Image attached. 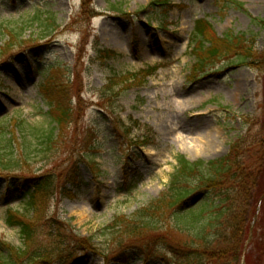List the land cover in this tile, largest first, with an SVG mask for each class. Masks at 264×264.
Returning <instances> with one entry per match:
<instances>
[{
  "label": "rangeland",
  "instance_id": "1",
  "mask_svg": "<svg viewBox=\"0 0 264 264\" xmlns=\"http://www.w3.org/2000/svg\"><path fill=\"white\" fill-rule=\"evenodd\" d=\"M150 1L0 0V49L8 42V28H23L19 40L25 41L0 57V126L18 119L47 128L45 91H53L56 99L67 95L74 109L73 123L49 154L40 156V146L34 148L26 163L7 173L20 178V171L33 177L51 173L72 196H55L44 206L46 218L35 242L47 257L35 264H184L163 246L152 249L151 256V251L124 249L120 239L101 230L158 198L177 156L189 162L219 159L237 138L247 146L264 134V31L253 23L264 20V0H234L240 9L223 0H170L165 7H148ZM51 17L60 28L41 38ZM201 18L219 38L227 33L255 36L262 67L215 60L193 75L189 38ZM104 51L119 57L100 61L96 56ZM152 66L158 70L141 86L119 89L114 99L103 90L113 74ZM132 122L139 128L126 134ZM147 128L152 141L134 146L148 136ZM179 139L196 141L205 152L189 159L178 150ZM12 184L6 178L0 183V246L19 248V229L7 223L9 210L23 208ZM33 218L30 214L27 220ZM130 239L121 238L139 247ZM2 255L6 252L0 248ZM250 258V264L257 261L255 254Z\"/></svg>",
  "mask_w": 264,
  "mask_h": 264
},
{
  "label": "trees",
  "instance_id": "2",
  "mask_svg": "<svg viewBox=\"0 0 264 264\" xmlns=\"http://www.w3.org/2000/svg\"><path fill=\"white\" fill-rule=\"evenodd\" d=\"M223 1L239 9L242 7L234 0ZM169 3L170 0H151L148 7H165ZM46 21L50 24L43 30L41 38L60 28L54 17ZM34 22H38V19ZM253 23L264 31V20L253 19ZM8 29V42L0 49V57L7 50L20 47L25 42L19 40L23 37V28ZM254 37L227 33L219 38L206 18L197 19L189 38V48L195 58L192 74L197 71L203 73L215 60L234 59L243 64L252 63L262 67L263 60L256 53ZM104 53V56L97 55L96 58L107 61L119 57L112 51ZM157 70L158 67L152 66L136 73L113 74L103 90L114 99L119 89L141 86ZM52 92L45 91L44 94L48 104L47 128L18 119L13 120L12 125L0 126V183L4 178L12 179L16 195L23 202L21 212L9 210L7 213L8 225L19 229L22 246L15 248L2 244L0 248L6 252L0 257L3 264H35L44 261L47 251L39 248L35 242L39 223L46 218L44 206L55 196L72 198L70 191L51 173L33 177L29 171H20L23 174L21 178L13 174L8 176L12 170L20 167V162L26 163L35 154L34 148L40 146V156L49 154L66 128L73 123L74 109L67 95L56 99L52 97ZM136 127L139 128V125L132 122L124 130L128 134L130 129ZM146 131L148 136L136 140L134 146H148L153 133L149 128ZM175 160L176 169L158 198L137 208L130 215L115 217L102 228L101 233L112 239H120L119 244L124 249L137 250L141 254L151 251L149 256L155 252L152 249L163 246L172 255L181 257L184 264H240L242 258L246 261L247 257V264H250L253 254L257 257L254 264H264L263 131L247 146L243 138H237L230 145L228 153L219 159L189 162L177 156ZM67 181L66 184L71 183ZM3 189L6 194L10 191L8 186ZM30 214L34 218L27 220ZM255 217L252 240L248 246L252 250L247 254L245 242ZM123 237L134 239L139 247L132 242L125 245L121 240ZM260 238L261 243H258Z\"/></svg>",
  "mask_w": 264,
  "mask_h": 264
},
{
  "label": "bare ground",
  "instance_id": "3",
  "mask_svg": "<svg viewBox=\"0 0 264 264\" xmlns=\"http://www.w3.org/2000/svg\"><path fill=\"white\" fill-rule=\"evenodd\" d=\"M115 48L119 49L117 45H115ZM150 124L152 125L155 131L158 130V128L155 126V123H150ZM205 149L206 147H204L200 143H197L196 141H186L184 139H179L178 142V150L182 154H185L189 159L202 155L203 152H205Z\"/></svg>",
  "mask_w": 264,
  "mask_h": 264
},
{
  "label": "water",
  "instance_id": "4",
  "mask_svg": "<svg viewBox=\"0 0 264 264\" xmlns=\"http://www.w3.org/2000/svg\"><path fill=\"white\" fill-rule=\"evenodd\" d=\"M255 220H256V218H254V222H255ZM254 222H253V224H252V227H253V225H254ZM250 239V238H249Z\"/></svg>",
  "mask_w": 264,
  "mask_h": 264
}]
</instances>
